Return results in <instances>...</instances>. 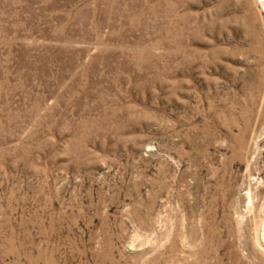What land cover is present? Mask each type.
I'll list each match as a JSON object with an SVG mask.
<instances>
[{
  "label": "rangeland",
  "instance_id": "1",
  "mask_svg": "<svg viewBox=\"0 0 264 264\" xmlns=\"http://www.w3.org/2000/svg\"><path fill=\"white\" fill-rule=\"evenodd\" d=\"M0 264H264V0H0Z\"/></svg>",
  "mask_w": 264,
  "mask_h": 264
}]
</instances>
